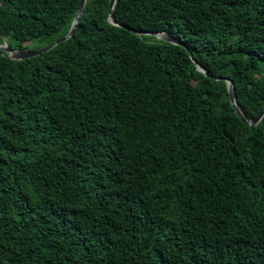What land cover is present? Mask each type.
Wrapping results in <instances>:
<instances>
[{"label":"trees","instance_id":"16d2710c","mask_svg":"<svg viewBox=\"0 0 264 264\" xmlns=\"http://www.w3.org/2000/svg\"><path fill=\"white\" fill-rule=\"evenodd\" d=\"M78 1L0 0V44ZM107 10L0 53V264H264V114L227 94L264 108V0H114L194 62Z\"/></svg>","mask_w":264,"mask_h":264},{"label":"water","instance_id":"95a60500","mask_svg":"<svg viewBox=\"0 0 264 264\" xmlns=\"http://www.w3.org/2000/svg\"><path fill=\"white\" fill-rule=\"evenodd\" d=\"M84 1L85 0H79L78 1L77 7L75 9V12H74L71 24H70V27L67 30V32L65 33V35L51 41L50 43H48L42 47L32 49V50H26V49H20V48L12 49V48H9L4 41H2V43L0 44V53H4L8 58L13 59V60L28 58V57L38 55L41 52H45V51L49 50L51 47H53L54 45H56L58 42L69 38L72 35V32H73V30H74V28L78 22L79 16H80L82 9H83ZM113 3H114V0H108L107 18L112 24L117 25L118 27L127 29L128 31H130L131 33H133L135 35H150V36H153L154 38H156L158 40L168 42L171 44H175V45H179V46L186 49L189 58L193 61V59L191 58V53L188 50V48L182 42H180L178 39H176L172 35L168 34L167 32H164V31H157V32L138 31V30L131 29L124 24H120V23L116 22L114 20L113 14H112ZM195 65H196V68L199 71H201L204 76L211 77L203 67H201L197 64H195ZM213 78L219 79V77H213ZM227 94H228L229 104L232 107L234 114L240 120L244 121L247 125H249V126L255 125L259 121V119L262 117V115L264 114V108H263L262 111L255 118H253L251 120H246L243 117L238 105L236 104L235 96L233 93V83L231 81H227Z\"/></svg>","mask_w":264,"mask_h":264}]
</instances>
